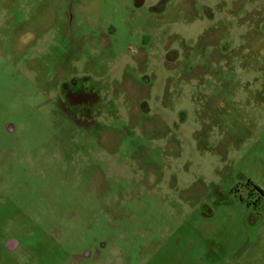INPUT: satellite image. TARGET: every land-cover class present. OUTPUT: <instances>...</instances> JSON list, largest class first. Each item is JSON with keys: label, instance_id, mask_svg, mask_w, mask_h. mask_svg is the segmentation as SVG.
I'll return each instance as SVG.
<instances>
[{"label": "rangeland", "instance_id": "obj_1", "mask_svg": "<svg viewBox=\"0 0 264 264\" xmlns=\"http://www.w3.org/2000/svg\"><path fill=\"white\" fill-rule=\"evenodd\" d=\"M264 0H0V264H264Z\"/></svg>", "mask_w": 264, "mask_h": 264}, {"label": "trees", "instance_id": "obj_2", "mask_svg": "<svg viewBox=\"0 0 264 264\" xmlns=\"http://www.w3.org/2000/svg\"><path fill=\"white\" fill-rule=\"evenodd\" d=\"M251 185L254 189L259 190L260 191V195L262 197H264V192H262L256 185H254L253 183H251L250 181L248 182L247 186Z\"/></svg>", "mask_w": 264, "mask_h": 264}, {"label": "flooded vegetation", "instance_id": "obj_3", "mask_svg": "<svg viewBox=\"0 0 264 264\" xmlns=\"http://www.w3.org/2000/svg\"><path fill=\"white\" fill-rule=\"evenodd\" d=\"M255 185V184H254ZM250 186V188H251V191H252V193H254V194H258V195H260V191L259 190H256V189H254L251 185H249ZM259 188V187H258ZM260 189V188H259Z\"/></svg>", "mask_w": 264, "mask_h": 264}]
</instances>
